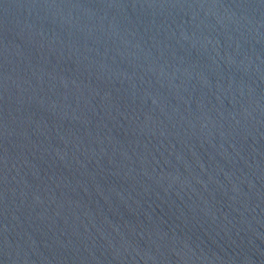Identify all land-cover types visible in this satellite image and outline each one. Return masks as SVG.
I'll return each instance as SVG.
<instances>
[{"label":"water","instance_id":"95a60500","mask_svg":"<svg viewBox=\"0 0 264 264\" xmlns=\"http://www.w3.org/2000/svg\"><path fill=\"white\" fill-rule=\"evenodd\" d=\"M0 264H264V0H0Z\"/></svg>","mask_w":264,"mask_h":264}]
</instances>
